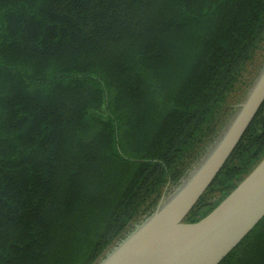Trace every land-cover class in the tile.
Instances as JSON below:
<instances>
[{
	"label": "trees",
	"instance_id": "trees-1",
	"mask_svg": "<svg viewBox=\"0 0 264 264\" xmlns=\"http://www.w3.org/2000/svg\"><path fill=\"white\" fill-rule=\"evenodd\" d=\"M263 68L264 0H0V264H100ZM263 157L264 102L184 221ZM218 264H264V216Z\"/></svg>",
	"mask_w": 264,
	"mask_h": 264
},
{
	"label": "water",
	"instance_id": "water-1",
	"mask_svg": "<svg viewBox=\"0 0 264 264\" xmlns=\"http://www.w3.org/2000/svg\"><path fill=\"white\" fill-rule=\"evenodd\" d=\"M263 102L264 68L221 139L179 191L163 197L156 211L100 264L221 262L264 216V157L206 216L194 222L184 218L225 164Z\"/></svg>",
	"mask_w": 264,
	"mask_h": 264
},
{
	"label": "rangeland",
	"instance_id": "rangeland-1",
	"mask_svg": "<svg viewBox=\"0 0 264 264\" xmlns=\"http://www.w3.org/2000/svg\"><path fill=\"white\" fill-rule=\"evenodd\" d=\"M168 195H169V194H168ZM168 195H167V196H168ZM167 196H166V197H167ZM166 197H165V198H166Z\"/></svg>",
	"mask_w": 264,
	"mask_h": 264
}]
</instances>
